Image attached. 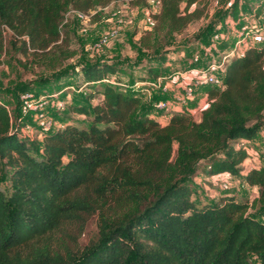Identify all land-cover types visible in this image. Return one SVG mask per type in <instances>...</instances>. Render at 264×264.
Instances as JSON below:
<instances>
[{
	"label": "trees",
	"instance_id": "trees-1",
	"mask_svg": "<svg viewBox=\"0 0 264 264\" xmlns=\"http://www.w3.org/2000/svg\"><path fill=\"white\" fill-rule=\"evenodd\" d=\"M111 1L0 0V52L6 29L23 55L44 57L51 50L50 62H61L66 57L53 50L59 49L65 14L89 13ZM161 1L153 35H179L202 16L191 10L199 0ZM237 8L230 10L234 20ZM170 53L159 51L155 60L164 66ZM147 71L152 79L164 73L151 64ZM78 72L90 90L86 103L77 99L59 116L75 112L87 126L69 122L35 143L21 134L27 117L21 118L19 98L40 93L20 91L14 119L0 103V264H264V164L245 166L252 157L249 142L264 128V44L228 60L223 87L208 85L211 100L198 121L185 111L163 124L152 115L166 95L143 103L119 87L113 64L84 63ZM110 77L116 84L105 82ZM200 173L210 183L223 176L239 180L258 188V195L239 198L227 191L198 201L192 183ZM94 215L97 238L81 247Z\"/></svg>",
	"mask_w": 264,
	"mask_h": 264
},
{
	"label": "rangeland",
	"instance_id": "rangeland-1",
	"mask_svg": "<svg viewBox=\"0 0 264 264\" xmlns=\"http://www.w3.org/2000/svg\"><path fill=\"white\" fill-rule=\"evenodd\" d=\"M236 3H238V17L236 20L249 17L254 11L256 13L257 8L260 9V5L264 6V0H199L191 10H201V18L191 23L183 33L165 37L159 34L153 35L152 30L156 21L153 27L145 28L143 18L146 13V0H135L132 4L113 0L107 6L95 9L97 14L93 18L92 28L85 36L80 35L79 25L75 19L69 17L66 22L62 23L60 27L61 40L58 43L59 49L54 48L53 51L57 55L59 53L63 54L66 58L56 63L50 62L53 55L51 50L46 51L43 54L44 57L33 58L32 55H23L19 52V44L15 41L14 34L5 29L3 50L0 52V103L7 106L14 119L20 91L35 88L40 95L58 94L57 100H60L62 107L57 110L54 107L56 105L50 102V108L46 109L48 120L53 124L52 128L62 127L69 122L76 123L79 126H87L86 118L75 112L68 113L69 118L64 117L65 119H61V116H65V113L68 112L69 103H73L77 99L86 103L85 98L89 95V88H86V85L82 84L83 82L81 83L82 75L78 72L80 64L95 61L113 64L118 70V81L122 84L119 87L123 90H126L125 87L131 82L152 79L147 71L148 64L162 68L163 76L184 71L188 68V61L195 51L204 53L203 47L212 42V37L216 33L227 34L228 27L236 21L234 16L230 15V10ZM115 10L122 11L120 18L123 20V25L120 36L103 51L94 54L90 48L99 36L111 26L109 20L111 12ZM260 10L264 11L263 8ZM195 36L202 37V41L197 43L194 39ZM156 41L160 44V48L157 50L152 47ZM261 45H255L254 48H259ZM218 49H221L219 45ZM162 50L171 52L164 66L155 60L156 54ZM66 72L69 73V76L58 81V77ZM140 77L143 79H139ZM109 79L116 83L115 77ZM96 86L98 90H102V85ZM137 94L141 97L143 103L150 102L151 97L148 95ZM98 99L99 96L95 97L91 103H97ZM160 113L157 110L154 112L157 115ZM172 114L171 111H162L161 113L162 116ZM37 118V113L29 115L26 119L29 127L26 128V125L21 130L22 135L35 143H38L43 135V132L37 126ZM263 152L262 145L258 148V155L262 164H264ZM8 175L7 171L3 174L2 184L5 188H7ZM203 177L204 175L200 173L192 183L194 199L198 201H214L220 194L227 191L230 193L238 192L239 198H253L252 196L257 194L252 189L242 186L239 180H233L230 177H223V179L229 181V189L227 190L216 188L221 184L220 179H211V183H207L202 179ZM262 220H264V216ZM97 234L98 217L94 215L86 222L79 238L80 246L83 247L89 242L95 241Z\"/></svg>",
	"mask_w": 264,
	"mask_h": 264
},
{
	"label": "built area",
	"instance_id": "built-area-1",
	"mask_svg": "<svg viewBox=\"0 0 264 264\" xmlns=\"http://www.w3.org/2000/svg\"><path fill=\"white\" fill-rule=\"evenodd\" d=\"M146 3L147 7L143 23L147 29L153 27L155 24V18L160 14L162 9V1L146 0ZM96 14L97 10L83 13L72 9L65 14L64 22H66L69 17L75 19L79 25L80 35L85 36L92 28V21ZM120 16H122V11L120 10L111 12V18L109 20L111 26L108 27V30L105 33L99 36L90 48L94 54L100 53L112 41L118 39L123 25V20ZM227 31V34L216 33L212 37V42L203 47L204 55L200 51H195L188 61L189 65L193 66V71L205 76L206 85L218 89L223 87L225 66L232 56H243L248 48L264 44V13L258 15L254 11L249 17H243L233 22L232 25L228 27ZM221 43L226 44V48L219 50L218 45ZM177 74H180V72H177ZM170 78L171 76H162L156 79L135 81L132 85H127L125 88L131 89L137 93L148 95L149 97H152L154 94L164 96L169 92L168 80ZM105 82L116 84L110 79L105 80ZM202 85L203 84L199 79H194L187 83L183 88L182 93L175 98V102L179 103L181 106L187 107L191 101L195 100L198 92L202 89ZM57 98L58 94L36 96L32 91L23 92L20 94L19 98L21 118H26L33 113H37V126L39 130L43 133L50 131L53 124L48 120L49 117L46 109L50 108V102H53L52 104L56 105L54 107L57 110L60 109L62 104ZM154 109L160 112L169 111L171 109V103L166 99L160 100L154 104ZM28 127L29 126L27 125L26 128ZM220 187L224 190L229 189V181L223 179Z\"/></svg>",
	"mask_w": 264,
	"mask_h": 264
},
{
	"label": "crops",
	"instance_id": "crops-1",
	"mask_svg": "<svg viewBox=\"0 0 264 264\" xmlns=\"http://www.w3.org/2000/svg\"><path fill=\"white\" fill-rule=\"evenodd\" d=\"M192 68H193L192 65H188V68L186 70L178 71L180 72V74H177V72H175L171 75H168V76H171V78L168 80L169 92L166 95V100L170 101L171 109L169 111H171L173 114H181L185 111H189L192 117H194V119L198 121L200 119L202 112L207 108L211 100V95L209 93V90L211 88L205 84V76L197 73L196 71H193ZM194 79L201 80L203 84L201 91L198 92V95L196 96L195 100L191 101L187 107L179 105V103L175 102L176 100L175 98L179 94L182 93L185 85ZM161 113L158 115L153 113L152 116L155 118H159L160 121L162 123L164 122L163 124H165L171 115L162 116ZM261 144L263 145V148H264V129L263 128L258 131L255 139L249 142L248 151L249 153H251L252 157H250L245 162L247 167L250 168L254 165L262 164V162L259 159V155H258V148L262 146ZM223 177H227V176H223ZM202 179L206 181L207 183H209L208 177L204 176ZM252 190L257 193L255 196L251 195L253 198H255L258 195V188H252Z\"/></svg>",
	"mask_w": 264,
	"mask_h": 264
}]
</instances>
